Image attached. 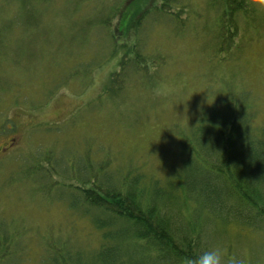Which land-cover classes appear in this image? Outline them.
<instances>
[{
  "label": "rangeland",
  "instance_id": "obj_1",
  "mask_svg": "<svg viewBox=\"0 0 264 264\" xmlns=\"http://www.w3.org/2000/svg\"><path fill=\"white\" fill-rule=\"evenodd\" d=\"M180 1L173 13L152 6L126 35L114 31L124 44L111 35L120 0H0V145L16 137L14 152L0 153V229L16 246L6 264H44V246L60 240L99 245L87 204H73L83 178L146 188L159 177L177 191L164 179L181 173L184 130L220 94L250 89L264 122V0L258 27L240 20L241 47L221 51L216 7ZM152 3L125 2L122 22ZM200 223L222 264H264L263 229L221 228L205 213Z\"/></svg>",
  "mask_w": 264,
  "mask_h": 264
},
{
  "label": "trees",
  "instance_id": "obj_2",
  "mask_svg": "<svg viewBox=\"0 0 264 264\" xmlns=\"http://www.w3.org/2000/svg\"><path fill=\"white\" fill-rule=\"evenodd\" d=\"M149 1L153 2L150 6L133 7L137 10L130 24L122 22L120 10L125 2L137 0H123L122 5L120 0L114 12L117 24L111 32L115 41H128L123 35L131 26L137 29L152 6L173 13V5L181 3ZM211 4L219 12L217 51L226 44L232 48L240 43V20L249 29L260 23L261 9L256 0H208ZM114 31L122 33V39L117 35L115 39ZM142 56L134 52L137 65L143 61ZM251 92L230 89L220 94L206 115L184 130L181 173L177 181L164 179L169 189L178 184L174 194L162 188L159 177L152 178L146 188L135 180L126 186L105 187L103 182L83 178L73 204L80 207L82 200L87 204L84 216L100 232L101 241L93 249H78L70 246L69 240L45 245L44 264H184L186 258L212 249L200 223L202 213L207 215V222L213 220L221 228L264 230V122L249 100ZM45 159L49 160V155ZM49 168L52 169L50 164ZM183 204L191 217L182 215ZM13 238L0 229V264L14 256Z\"/></svg>",
  "mask_w": 264,
  "mask_h": 264
},
{
  "label": "clouds",
  "instance_id": "obj_3",
  "mask_svg": "<svg viewBox=\"0 0 264 264\" xmlns=\"http://www.w3.org/2000/svg\"><path fill=\"white\" fill-rule=\"evenodd\" d=\"M184 264H222V253L219 248H213L194 258H186Z\"/></svg>",
  "mask_w": 264,
  "mask_h": 264
},
{
  "label": "flooded vegetation",
  "instance_id": "obj_4",
  "mask_svg": "<svg viewBox=\"0 0 264 264\" xmlns=\"http://www.w3.org/2000/svg\"><path fill=\"white\" fill-rule=\"evenodd\" d=\"M14 141H16V137L9 135L6 140L0 145V153H3V156H7V154L14 152L15 145Z\"/></svg>",
  "mask_w": 264,
  "mask_h": 264
}]
</instances>
